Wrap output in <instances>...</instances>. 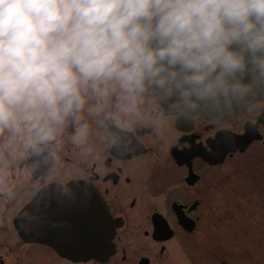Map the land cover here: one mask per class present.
<instances>
[{
	"label": "flooded vegetation",
	"instance_id": "flooded-vegetation-1",
	"mask_svg": "<svg viewBox=\"0 0 264 264\" xmlns=\"http://www.w3.org/2000/svg\"><path fill=\"white\" fill-rule=\"evenodd\" d=\"M115 104L85 108L80 142L70 121L44 152L0 146V264H241L264 237V94L188 118L149 96L127 116L109 115Z\"/></svg>",
	"mask_w": 264,
	"mask_h": 264
},
{
	"label": "clouds",
	"instance_id": "clouds-1",
	"mask_svg": "<svg viewBox=\"0 0 264 264\" xmlns=\"http://www.w3.org/2000/svg\"><path fill=\"white\" fill-rule=\"evenodd\" d=\"M264 94V0H0V145L41 153L81 113L185 118ZM89 101H95L90 104Z\"/></svg>",
	"mask_w": 264,
	"mask_h": 264
},
{
	"label": "water",
	"instance_id": "water-1",
	"mask_svg": "<svg viewBox=\"0 0 264 264\" xmlns=\"http://www.w3.org/2000/svg\"><path fill=\"white\" fill-rule=\"evenodd\" d=\"M259 95L252 96L248 100H246L244 103L234 107L233 109L222 112V113H216V114H207V113H199V114H204V115H219L223 113H230L234 111H238L245 106L249 105L252 103ZM155 103V102H154ZM158 106V105H157ZM160 109L166 112H172L168 110L164 106H158ZM98 227H99V233L97 237L98 241V250L94 252V256L98 257L99 259H106L109 257V255L112 253L113 249L110 250V242H112V237H113V226L111 225V222L108 218L107 211L105 210V207L102 205V203L98 204ZM96 240V238H95ZM112 247V245H111Z\"/></svg>",
	"mask_w": 264,
	"mask_h": 264
},
{
	"label": "rangeland",
	"instance_id": "rangeland-1",
	"mask_svg": "<svg viewBox=\"0 0 264 264\" xmlns=\"http://www.w3.org/2000/svg\"><path fill=\"white\" fill-rule=\"evenodd\" d=\"M259 226L261 228L263 224H259ZM245 248L247 247H242L243 250L238 253L241 264H264V237L257 242V248L251 250ZM226 259L229 264H234L233 258L229 254Z\"/></svg>",
	"mask_w": 264,
	"mask_h": 264
}]
</instances>
